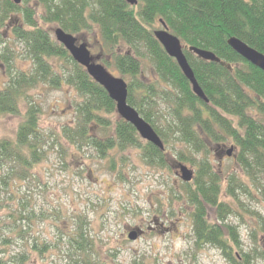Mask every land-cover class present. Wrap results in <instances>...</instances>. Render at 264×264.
<instances>
[{"label": "trees", "instance_id": "obj_1", "mask_svg": "<svg viewBox=\"0 0 264 264\" xmlns=\"http://www.w3.org/2000/svg\"><path fill=\"white\" fill-rule=\"evenodd\" d=\"M30 1L44 10L40 18L44 24H57L73 36L97 28L100 63L115 69L127 83L129 105L154 128L165 151L142 140L124 120L111 123L109 116L117 113L115 102L40 25ZM137 1L131 6L125 0H24L22 7L0 0V72L6 78L0 85V118L20 115L26 107L16 139L0 141V161L20 168V180L43 161L47 143L40 132L43 112L32 93L44 86L66 85L79 102L74 126H65L60 133L64 141L78 149L92 147L103 157L114 150H140L150 167H196L194 180L184 185L194 207L196 245L220 250L230 264H255L253 253L242 250L238 229L225 222L226 215L235 211L222 201L223 179L210 156L213 146L231 143L244 175L252 182L264 178V72L229 45L231 38H237L264 55V0ZM160 21L186 47L211 51L221 60V64L207 62L185 51L208 103L194 94L177 62L155 38V31L162 28ZM9 27L13 36L4 40ZM17 43L23 47L24 60L31 63L28 71L17 66ZM159 101L168 107L170 120L164 128L159 127ZM95 130L103 132L106 140H97ZM227 187L229 197L238 203V191L248 193L246 184L235 176ZM209 210L218 216L215 223L208 218ZM257 217L264 233V219ZM94 239L83 223L72 231L70 240L81 253L78 264H100L90 253Z\"/></svg>", "mask_w": 264, "mask_h": 264}, {"label": "rangeland", "instance_id": "obj_2", "mask_svg": "<svg viewBox=\"0 0 264 264\" xmlns=\"http://www.w3.org/2000/svg\"><path fill=\"white\" fill-rule=\"evenodd\" d=\"M26 6L24 0L21 4ZM28 6L36 10L40 25L55 38L57 24H44V10L35 1ZM22 17V15H20ZM160 28L159 26H157ZM12 38V27L3 32ZM87 43L94 57L101 61V37L97 28L75 36ZM5 46V45H4ZM17 66L28 71L23 47H14ZM70 67L69 64H66ZM148 68V76L152 77ZM121 77L115 69L109 70ZM6 80L0 72V85ZM40 104V132L45 135L44 159L25 180L20 168L0 161V260L3 264H78L81 253L70 240L72 231L85 225L94 239L92 255L100 264H230L223 253L210 246L198 247L192 232L194 207L188 202L186 188L178 167H150L140 150H114L103 157L89 146L71 147L60 136L62 128L74 126L79 99L70 87L44 86L33 91ZM159 127L167 124L168 107L159 101ZM26 107L20 115L0 118V141L16 139ZM111 123L120 117L109 116ZM110 134V133H109ZM99 141L106 140L100 130L93 132ZM234 148L232 157L227 152ZM233 144L213 146L210 161L221 173L222 201L235 212L226 215V224L238 229L245 253H253L255 264H264V178L252 182L237 162ZM196 172V167L183 164ZM231 176L242 180L248 193L238 191L240 203L227 194ZM193 188V187H192ZM215 223L216 212L209 210ZM142 232L131 241V231Z\"/></svg>", "mask_w": 264, "mask_h": 264}, {"label": "water", "instance_id": "obj_3", "mask_svg": "<svg viewBox=\"0 0 264 264\" xmlns=\"http://www.w3.org/2000/svg\"><path fill=\"white\" fill-rule=\"evenodd\" d=\"M125 1L131 6L138 5L137 0ZM12 2L17 6H21L23 0H12ZM160 22L162 28L155 31V38L162 45L169 57L177 62L185 78L190 82L194 94L203 102L208 103L209 100L195 77L185 51L187 50L199 59L207 62L221 64V60L211 51L196 47H186L177 36L170 32V29L164 22ZM55 38L57 43L62 45L70 54L71 58L86 70L90 78L108 93L110 99L116 104V111L120 119L132 125L142 140L162 152L165 151V145L154 128L129 105L127 83L122 78L114 76L104 65L98 62L99 59L92 55L87 43H79L75 36L61 28L55 31ZM229 45L244 60L264 72V55L262 53L237 38H231ZM233 152L234 148H231L227 152V156L231 157ZM178 169V175L184 183L188 184L194 180V172L187 166L179 165ZM140 235H142V232L133 230L129 233L128 238L131 241H137Z\"/></svg>", "mask_w": 264, "mask_h": 264}, {"label": "flooded vegetation", "instance_id": "obj_4", "mask_svg": "<svg viewBox=\"0 0 264 264\" xmlns=\"http://www.w3.org/2000/svg\"><path fill=\"white\" fill-rule=\"evenodd\" d=\"M232 157V156H231Z\"/></svg>", "mask_w": 264, "mask_h": 264}]
</instances>
